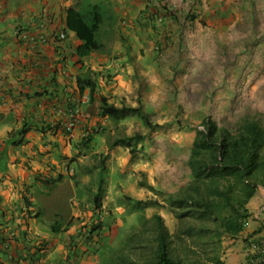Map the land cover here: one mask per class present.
<instances>
[{
  "label": "rangeland",
  "instance_id": "374dc122",
  "mask_svg": "<svg viewBox=\"0 0 264 264\" xmlns=\"http://www.w3.org/2000/svg\"><path fill=\"white\" fill-rule=\"evenodd\" d=\"M110 1L117 22L111 33L104 24L109 33L102 38L104 50L93 54L90 65L96 66L99 93L116 107H141L159 128L148 130L135 117L114 123L97 116L85 128L63 130L71 136L64 158L68 169L54 167L55 175L62 170L63 175L54 177L42 203L50 226L63 225L60 248L42 249L55 253L52 264L64 255L59 264L147 259L155 214L170 235L178 229L164 200L190 181L187 160L202 120L210 117L232 131L245 119L264 125V0H134L131 17L123 10L125 0ZM75 105L82 119L83 105ZM133 135L144 137L134 155L112 147L115 139ZM103 156L102 227L85 240L83 228L96 223L88 202L97 172L87 170ZM138 201L147 205L141 212L132 209Z\"/></svg>",
  "mask_w": 264,
  "mask_h": 264
},
{
  "label": "crops",
  "instance_id": "0c3cea01",
  "mask_svg": "<svg viewBox=\"0 0 264 264\" xmlns=\"http://www.w3.org/2000/svg\"><path fill=\"white\" fill-rule=\"evenodd\" d=\"M133 2L123 1L126 16L131 17ZM74 3L0 0V264H52L54 249L61 246L62 233L51 237L48 206L42 204L49 197L43 194L68 169L64 158L71 136L63 130L81 98L76 79L94 78L89 72L96 69L90 67L94 53L80 59L75 52L80 41L66 30V12ZM82 105L78 129L97 121L98 99ZM55 166L63 169L58 176ZM247 209L243 231L226 239L225 264H247V239L264 234L263 187ZM47 248L53 252L43 251ZM39 249L46 254L37 260Z\"/></svg>",
  "mask_w": 264,
  "mask_h": 264
},
{
  "label": "trees",
  "instance_id": "16d2710c",
  "mask_svg": "<svg viewBox=\"0 0 264 264\" xmlns=\"http://www.w3.org/2000/svg\"><path fill=\"white\" fill-rule=\"evenodd\" d=\"M111 13L109 0H75L67 10L66 30L74 33L80 41L75 51L80 59L104 50L102 38L109 35L103 30L104 24L111 33L117 22ZM76 89L79 97L86 94L89 103L98 99L97 116L101 119L122 123L135 117L148 130L159 128L150 123L141 107L131 108L124 104L116 107L109 103L99 93V84L92 77H77ZM200 126L201 130H195L187 160L190 181L177 195H168L164 200L177 222L176 233L170 235L161 217L155 214L152 219L153 245L147 259L127 264H224L221 259L222 240L233 239L243 231L250 216L247 204L259 187L264 188V125L245 119L232 131L205 117ZM142 140L144 137L140 135L118 138L112 142V147H123L134 155L137 144ZM104 158L87 170L97 172L96 190L88 202L89 209L95 213L96 223L83 228L85 240L99 235L102 227L100 218L107 172ZM55 182L57 180L53 184ZM139 186L154 190L146 182H140ZM151 204L157 205L156 201ZM132 205L136 212L147 206L139 201ZM50 227L51 232L58 235L63 225L55 223ZM34 254L40 260L44 253L39 249ZM120 257L117 260L121 263L107 259L102 264L125 263L126 260Z\"/></svg>",
  "mask_w": 264,
  "mask_h": 264
},
{
  "label": "built area",
  "instance_id": "2783aa9c",
  "mask_svg": "<svg viewBox=\"0 0 264 264\" xmlns=\"http://www.w3.org/2000/svg\"><path fill=\"white\" fill-rule=\"evenodd\" d=\"M62 38V36H61ZM87 98L81 97L78 103L86 104ZM80 108L78 105L73 106L69 114L68 122L64 126L66 132L72 131L79 119ZM247 264H264V234H259L256 238L247 239Z\"/></svg>",
  "mask_w": 264,
  "mask_h": 264
}]
</instances>
